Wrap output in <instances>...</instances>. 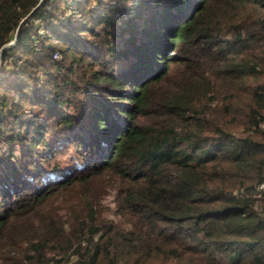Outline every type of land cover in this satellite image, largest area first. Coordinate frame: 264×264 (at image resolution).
<instances>
[{"label": "trees", "instance_id": "obj_1", "mask_svg": "<svg viewBox=\"0 0 264 264\" xmlns=\"http://www.w3.org/2000/svg\"><path fill=\"white\" fill-rule=\"evenodd\" d=\"M13 36L0 248L21 250L0 264H264V0H0V45ZM238 87L235 132L212 103ZM104 174L121 220L87 193ZM75 186L68 218L22 232L27 208Z\"/></svg>", "mask_w": 264, "mask_h": 264}, {"label": "rangeland", "instance_id": "obj_2", "mask_svg": "<svg viewBox=\"0 0 264 264\" xmlns=\"http://www.w3.org/2000/svg\"><path fill=\"white\" fill-rule=\"evenodd\" d=\"M223 91L224 90L218 93L217 100H214V102L212 103V112H213L212 116L218 118V120L223 122L224 126L228 127L229 129L235 132L241 131L243 128V124L241 122L242 115L239 114L240 112L239 106L244 107L243 102L245 97H247V95L245 94L243 88L238 87V92L240 95L237 94L236 97L228 100L225 99ZM229 101H231L230 104ZM234 113L238 114L237 118L234 116ZM69 152L70 149L64 150L63 152L58 153L57 157H59V159H62L66 157L69 154ZM87 186H88L87 193H89V195H91L92 198L94 199L96 210L98 211L99 215L105 217H111L114 220L117 219L121 220L119 215L114 212L115 205H114L113 196L116 191V188L113 184H111L109 174L98 175L94 177L87 184ZM80 190L81 188L79 186H75L74 188L67 190L58 189L52 192L50 196L47 199H45L40 205L36 207L28 206L29 208L26 209V212L30 214L33 218L32 220L22 223V227H23L22 232L24 231L25 235H30L29 234L30 232L38 233L39 231H41V227L45 222L44 216L47 215L48 213L49 214L52 213L54 215L58 214L61 217L60 219L65 220L66 218H68L72 214L70 213L71 207L69 205V200L75 195V193H77ZM25 237H30V236H25ZM3 247L4 248H0L1 253L8 252L9 254H12L18 250H21V248L18 247V245L13 246L11 243L10 244L7 243ZM45 253L47 255H50L53 253V250L47 249ZM73 258L74 256H71L68 260L62 261L59 264H71L72 263L71 260ZM0 261L4 262L2 258H0ZM54 262L55 260L53 261L52 259H50L47 264H52ZM159 262L160 261L157 258H155V259L142 260L139 262V264H158ZM98 264H106L105 259L101 258Z\"/></svg>", "mask_w": 264, "mask_h": 264}, {"label": "water", "instance_id": "obj_3", "mask_svg": "<svg viewBox=\"0 0 264 264\" xmlns=\"http://www.w3.org/2000/svg\"><path fill=\"white\" fill-rule=\"evenodd\" d=\"M37 3H38V2H37ZM14 41H15V37L13 36V37H12L11 39H9L8 41L2 43V44L0 45V53H1V50H2L5 46H7V45L13 43ZM263 187H264V182H263Z\"/></svg>", "mask_w": 264, "mask_h": 264}, {"label": "built area", "instance_id": "obj_4", "mask_svg": "<svg viewBox=\"0 0 264 264\" xmlns=\"http://www.w3.org/2000/svg\"><path fill=\"white\" fill-rule=\"evenodd\" d=\"M58 55H59V52L57 50H55L54 56H58Z\"/></svg>", "mask_w": 264, "mask_h": 264}]
</instances>
